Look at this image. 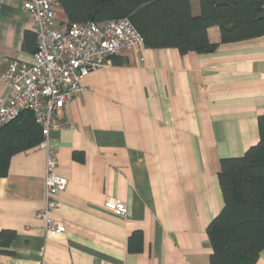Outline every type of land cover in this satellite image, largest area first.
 <instances>
[{
	"label": "crops",
	"instance_id": "obj_1",
	"mask_svg": "<svg viewBox=\"0 0 264 264\" xmlns=\"http://www.w3.org/2000/svg\"><path fill=\"white\" fill-rule=\"evenodd\" d=\"M191 3L199 14L200 0ZM58 16L67 19L62 7ZM27 30L35 23L22 1L0 0V98L11 62L33 61ZM208 33L219 44L213 52L143 44L83 78L85 90L59 113L68 125L51 133L68 180L52 212L63 230L47 232L38 216L46 149L11 155L0 176V230L16 235L0 242V264H211L207 227L225 204L221 159L259 141L264 35L222 43L217 25ZM107 197L123 199L127 214L106 209ZM252 264H264V250Z\"/></svg>",
	"mask_w": 264,
	"mask_h": 264
},
{
	"label": "trees",
	"instance_id": "obj_2",
	"mask_svg": "<svg viewBox=\"0 0 264 264\" xmlns=\"http://www.w3.org/2000/svg\"><path fill=\"white\" fill-rule=\"evenodd\" d=\"M58 2L70 23L128 17L148 48L213 52L219 44L211 42L208 29L214 25L220 28L222 43L264 35V0H200L199 14H194L191 0ZM25 47L37 50L35 31H26ZM258 124L256 145L241 156L221 159L219 181L225 204L207 227L213 249L211 264H252L264 250V114L259 115ZM42 140L41 126L31 111L0 129V176L6 175L13 153ZM15 235L12 229L0 230L1 244H10ZM140 236L135 231L130 241Z\"/></svg>",
	"mask_w": 264,
	"mask_h": 264
},
{
	"label": "built area",
	"instance_id": "obj_3",
	"mask_svg": "<svg viewBox=\"0 0 264 264\" xmlns=\"http://www.w3.org/2000/svg\"><path fill=\"white\" fill-rule=\"evenodd\" d=\"M21 1L35 23L37 50L32 62L15 59L3 75L9 91L0 98V129L25 111H31L41 126L47 171L45 203L38 216L47 232H57L64 223L54 219L52 212L59 209V193L68 183L57 172V146L51 134L68 125L59 113L85 90L86 75L110 65L121 51L142 46L143 37L128 17L70 23L60 21L58 0ZM104 207L121 216L128 211L127 203L114 197H107Z\"/></svg>",
	"mask_w": 264,
	"mask_h": 264
}]
</instances>
